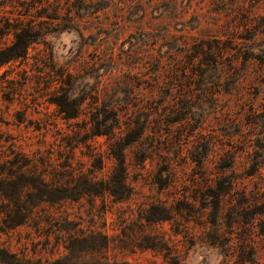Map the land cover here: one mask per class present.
<instances>
[{
	"label": "rangeland",
	"instance_id": "rangeland-1",
	"mask_svg": "<svg viewBox=\"0 0 264 264\" xmlns=\"http://www.w3.org/2000/svg\"><path fill=\"white\" fill-rule=\"evenodd\" d=\"M0 264H264V0H0Z\"/></svg>",
	"mask_w": 264,
	"mask_h": 264
}]
</instances>
